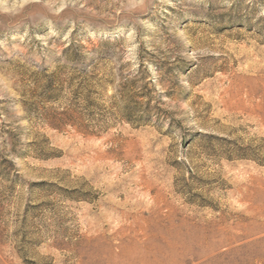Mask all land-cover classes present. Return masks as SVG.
<instances>
[{
  "label": "rangeland",
  "instance_id": "rangeland-1",
  "mask_svg": "<svg viewBox=\"0 0 264 264\" xmlns=\"http://www.w3.org/2000/svg\"><path fill=\"white\" fill-rule=\"evenodd\" d=\"M0 264H264V0H0Z\"/></svg>",
  "mask_w": 264,
  "mask_h": 264
}]
</instances>
